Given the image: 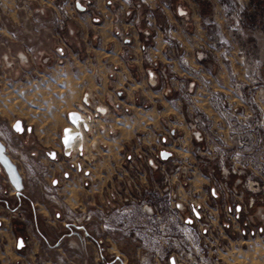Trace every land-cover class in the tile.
<instances>
[{
  "label": "built area",
  "instance_id": "1",
  "mask_svg": "<svg viewBox=\"0 0 264 264\" xmlns=\"http://www.w3.org/2000/svg\"><path fill=\"white\" fill-rule=\"evenodd\" d=\"M122 1L126 4L124 23L132 27L144 23L145 29L141 33L146 38L153 27L154 13L164 15L172 6L168 0L154 4L149 0ZM19 2L25 4L22 0ZM74 2L84 10L90 9L93 3L92 0ZM71 5L64 0H53L49 7H35L27 13L31 16V27L23 29V36L16 32L11 37L0 34V68L17 72L20 68L48 64L50 56L44 53V43L38 37L52 30H66ZM174 12L180 18L187 16V11L179 6ZM114 29L119 40L127 38L116 22ZM206 30L209 42L206 48L195 51L194 60L197 64L207 61L208 71L226 65L234 100L212 88L206 68L190 63L180 53V44L168 29H164L163 54L169 60L176 59L184 74L173 79L167 65L146 59L149 66L145 70L147 81L155 83L158 78L164 84V97L177 92L190 104L196 94H203L215 113L207 115L191 111L186 117L189 137L194 143L193 159L177 152L185 145L180 136L170 133L171 121L167 119H162L163 129L157 132L155 145L146 144L144 135H136L123 149V161L115 168L104 195L91 207L88 201L85 204L89 207L67 204L57 189L61 173L55 170L54 164L41 160L38 151H23L0 125L4 153L22 165L21 179L25 175L27 182L39 187L43 198L55 210L59 223L68 229L82 231L96 243L100 234L110 233V240H113L115 232L122 230V241L143 245L137 257L138 264H146L152 256L157 259L165 254L173 257L177 264H191L193 254L201 248L208 255L204 264H217L215 259L212 262V256L228 251L231 232L239 237L250 227V233H256L259 223H264V87L259 86V61L252 54L247 56L238 51L243 76L237 79L235 71L229 67L232 46L226 43L222 30L213 22L206 23ZM68 32L73 34L72 30ZM60 41L63 43L64 39L60 38ZM17 44L21 49L14 52ZM54 54L62 57L64 52L57 47ZM152 69H157V74ZM72 111L79 116L76 131L81 136V144L76 137L68 162L80 169L92 167L106 145L98 139L87 142L97 135L115 136L110 117L118 111L116 95L111 91L99 99L86 88ZM69 127L73 126L70 124ZM163 153L169 155L164 157ZM153 174L158 178L154 179ZM197 176L205 178L206 182L195 181ZM1 182L0 179V194L5 191V181ZM13 215L23 220L20 211H14ZM66 243L74 250L63 253L60 248L50 246L45 249L42 256L45 261L41 264H52L51 258L58 264H75L72 260L77 259L85 264L77 253L79 245L75 240L68 239ZM147 244H150V253L144 250Z\"/></svg>",
  "mask_w": 264,
  "mask_h": 264
},
{
  "label": "crops",
  "instance_id": "2",
  "mask_svg": "<svg viewBox=\"0 0 264 264\" xmlns=\"http://www.w3.org/2000/svg\"><path fill=\"white\" fill-rule=\"evenodd\" d=\"M30 1L46 7L53 2V0ZM92 1V7L84 10L74 0H68L72 5L69 7L71 18L66 23V30L62 32L52 30L38 37V40L44 43V53L50 56L49 63L31 67L35 72L43 73L44 79L48 82H51V77L45 76V72H50L52 69L61 71L65 69L67 73H71L73 69L76 81L80 82L78 84L80 93L75 104L82 99L86 88L96 93L99 99H103L105 94L111 91L116 95L118 111L110 117V123L116 131L115 136L97 135L87 142L92 143L98 139L106 145V149L100 151L92 167L80 169L69 163L63 155L60 138L62 129L70 126L67 114L57 140L50 143L53 150L57 151L58 148L61 152L60 157L56 154L52 163L55 170L62 175L57 183L59 192L65 202L71 206L76 205L84 197L101 199L114 176L115 168L123 161V149L138 134L144 135L146 144L155 145L157 132L163 129L162 119L171 121L170 133L180 136L185 145V148L177 150L179 155L193 159L194 143L189 137L186 117L191 111H200L207 115L215 113L203 94H196L191 104L186 99L180 98L177 92L164 97L162 95L164 84L158 78L155 83H152L145 77V70L149 67L146 59L157 61L160 65H167L173 79L184 74L182 65L176 59L169 60L163 54L164 29L169 30L171 36L181 46L180 53L192 64H197L194 60L195 51L206 48L209 42L207 30L201 23V17L191 11L186 1L171 0L172 6L165 11L164 15L154 13L153 27L147 38L141 33L145 29L144 23L135 27L124 23L126 4L122 0ZM149 1L153 3L155 0ZM176 6L187 11L185 19L176 16L174 12ZM114 22L127 35L123 41L119 40L115 34ZM30 26L29 19L15 8L14 0H0V34L2 36L15 31L21 37L23 29L28 30ZM68 30H72L73 34H69ZM60 38L64 39L63 43ZM57 47L62 48L64 52L62 57H56L54 54ZM20 49L21 47L17 44L13 51ZM237 49L234 46L229 53V67L235 71L237 79H242V70H237V68L241 69V63L237 59ZM253 51L255 49L250 47V52ZM197 65L206 68L213 89L223 92L230 100H234L233 91L228 85L226 65L211 71L207 70L209 67L207 61ZM152 70L157 74V69ZM15 77L20 78L18 71ZM173 79L172 85L176 88V82ZM72 110L73 108L69 111ZM29 133L35 136L31 130ZM39 145V142L32 143L33 147ZM153 178H158V175L153 174ZM196 180L206 182V179L200 176H197ZM39 211L42 217L49 213L45 207H40ZM60 229L64 241L73 237L82 247L90 246L92 251H95L93 244L82 231L70 230L66 227ZM242 236L236 237V243L242 242ZM250 240L249 250L252 258L245 264H264V223H259L255 235L250 237ZM27 244L33 252H36L43 242L36 236L29 235ZM240 250L243 251L242 248ZM223 255L225 264H231L228 262L230 256ZM24 260V252L16 251V238L11 224L5 223L0 226V264H22ZM235 264H243L242 259Z\"/></svg>",
  "mask_w": 264,
  "mask_h": 264
},
{
  "label": "rangeland",
  "instance_id": "3",
  "mask_svg": "<svg viewBox=\"0 0 264 264\" xmlns=\"http://www.w3.org/2000/svg\"><path fill=\"white\" fill-rule=\"evenodd\" d=\"M22 1L25 4L20 3L19 0H14L15 8L23 13L26 18L29 17L27 18L29 21L31 16H28L27 13L30 14L35 7L44 6L33 4L30 0ZM64 1L68 3V0ZM168 1L172 5V1ZM183 1L189 4V8L195 15L201 17V23L205 28L207 22H213L222 30L228 45H231L232 48L236 46L238 48L237 51H243L247 56L252 54L258 59L259 86L264 87V0ZM159 2L160 0H155L153 4ZM23 5H27L25 9H21ZM14 32L10 31L6 37H11ZM250 47H253L255 51L250 52ZM237 54V59L240 61V55L239 53ZM18 70L20 78L16 79L15 69L0 68V125L8 138L14 140L23 151H38L41 160L53 162L49 152L51 150L56 152L58 157H60L61 152L58 148L57 151L53 150L50 143L57 140L59 131L65 124L67 112L74 108L80 93L78 88L80 82L76 81L73 69H71V73H67L65 69L63 71L52 69L50 72H45V76L51 77V82L44 79L43 73L35 72L33 68H20ZM237 70H242L243 76L242 66L241 69L237 68ZM16 121L21 122L23 126L22 133H17L12 129V125ZM27 127L31 129V132L35 133V136L28 134L26 131ZM34 142H39L40 145L33 147L32 143ZM11 162L16 166L21 178V175H23L22 165L17 163L16 159L11 160ZM0 177L1 183L5 181L3 183L5 191L0 194L1 226L5 223L11 224L16 238V245L18 238L23 240L24 245L20 249L16 247V251L24 252L25 260L22 264H27V262H30V264H41L43 260L45 261L42 257L45 249L50 246L60 248L63 253H69L71 252L70 250H74L67 247L66 241L68 239L74 241L75 239L69 237L64 241L60 229L63 226L59 223L55 210L43 198L36 184L27 182V178L24 175L21 179L20 188L15 189L7 182V176L3 170L0 171ZM61 177L62 175L60 180ZM58 187L57 184L59 191ZM9 193L13 194L9 195ZM87 201L90 202V207L91 204L93 205L97 202L96 199L84 197L76 205L70 206L79 207L78 205L83 204L85 207H89L85 204ZM40 207H45L49 212L48 215L42 217L39 211ZM14 211H20L23 215V220L14 217ZM251 229L248 227L242 236V242L238 241L239 243H236V236L231 232V243L228 244V251H221L216 256H212V262L215 259L217 264H225L223 254H226L230 256L228 262L231 264H235L236 261L240 262L241 259L243 264L249 263L252 258L249 250L251 246L250 237L255 235V233H250ZM29 235H34L43 242L41 248L36 252H33L28 247L27 240ZM122 235V230H117L113 241L110 240V233L100 234L97 243L91 241V236H86L93 244L95 251H92L90 246L82 247L75 240L77 245H79L77 253L82 256L81 258H83L85 264H138L137 257L141 254L142 244L124 242L122 241ZM106 237L109 240H105L104 238ZM147 245L144 250L150 253V244ZM241 248L243 251L240 250ZM55 253L51 252V254ZM193 255L194 259H192L193 262L191 264H204L208 259V255L203 248ZM169 258V254L157 259L152 256L147 260L146 264H169ZM72 262L81 264L80 259L72 260ZM51 263L58 264L53 258H51Z\"/></svg>",
  "mask_w": 264,
  "mask_h": 264
},
{
  "label": "water",
  "instance_id": "4",
  "mask_svg": "<svg viewBox=\"0 0 264 264\" xmlns=\"http://www.w3.org/2000/svg\"><path fill=\"white\" fill-rule=\"evenodd\" d=\"M80 8L83 9L81 6H80ZM67 120L75 129L73 127H69V126L62 129L60 142L62 145L63 155L66 158L69 157L70 148H71V146L74 142V139L76 137L78 138V141L81 144V136L76 131L78 129V120H79L78 114L75 113L74 111H69L67 113ZM17 126H19V130H17ZM12 129L17 133L23 132V126H22L20 121L14 122V124L12 125ZM30 130L31 129L29 127H27L26 131L30 132ZM79 149H81V145H80ZM168 155H169V153H163L162 154V156H164V157H167ZM49 156L51 159H55L56 153L53 151H50ZM1 170H3L4 173L6 174L7 179L9 181V183L12 185V187L15 189H19L21 186V178L18 174L16 166L11 162L9 157L4 153V147L0 143V171ZM53 184H56V182H54ZM17 194H19V192H17ZM0 226H1V222H0ZM23 245H24L23 240L21 238H18L17 239V245H16L17 249H20ZM169 264H177V263L173 257H170L169 258Z\"/></svg>",
  "mask_w": 264,
  "mask_h": 264
},
{
  "label": "snow or ice",
  "instance_id": "5",
  "mask_svg": "<svg viewBox=\"0 0 264 264\" xmlns=\"http://www.w3.org/2000/svg\"><path fill=\"white\" fill-rule=\"evenodd\" d=\"M17 130H19V126H17Z\"/></svg>",
  "mask_w": 264,
  "mask_h": 264
}]
</instances>
